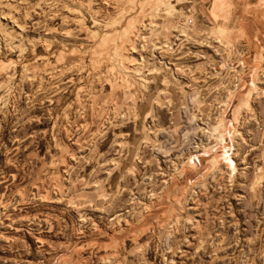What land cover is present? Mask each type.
<instances>
[{"label":"rangeland","instance_id":"rangeland-1","mask_svg":"<svg viewBox=\"0 0 264 264\" xmlns=\"http://www.w3.org/2000/svg\"><path fill=\"white\" fill-rule=\"evenodd\" d=\"M0 0V264H264V0Z\"/></svg>","mask_w":264,"mask_h":264},{"label":"bare ground","instance_id":"bare-ground-1","mask_svg":"<svg viewBox=\"0 0 264 264\" xmlns=\"http://www.w3.org/2000/svg\"><path fill=\"white\" fill-rule=\"evenodd\" d=\"M221 5H222V0L215 1L213 10L214 11L218 10L221 7Z\"/></svg>","mask_w":264,"mask_h":264}]
</instances>
